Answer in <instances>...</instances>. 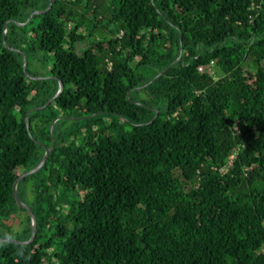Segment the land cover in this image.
Returning <instances> with one entry per match:
<instances>
[{
    "label": "trees",
    "instance_id": "16d2710c",
    "mask_svg": "<svg viewBox=\"0 0 264 264\" xmlns=\"http://www.w3.org/2000/svg\"><path fill=\"white\" fill-rule=\"evenodd\" d=\"M49 5L0 0L1 239L54 142L0 264H264V0Z\"/></svg>",
    "mask_w": 264,
    "mask_h": 264
},
{
    "label": "water",
    "instance_id": "95a60500",
    "mask_svg": "<svg viewBox=\"0 0 264 264\" xmlns=\"http://www.w3.org/2000/svg\"><path fill=\"white\" fill-rule=\"evenodd\" d=\"M52 3H53V0H50V5H49L48 9L51 8ZM48 9H47V10H48ZM47 10H46V11H47ZM46 11H36V12L30 14L29 17L27 18V21L25 22V24L28 23V21L30 20V18H31L32 16H34L35 14H42V13H45ZM25 24H23V25H21V26H24ZM4 36H5V35H4ZM4 40H5V38H4ZM10 49H11V48H10ZM12 50H13V49H12ZM26 66H27V58L24 57V72H26ZM160 74H163V72H161ZM26 76H27L29 79H38V78L31 77V76H29L28 74H26ZM62 91H63V85H62V83H61V84H60V89H59V91H58L57 94H56V95H55V96L49 101V103H50L54 98H56L58 95H60V94L62 93ZM44 107H45V106H44ZM27 116H28V115H27ZM58 118H60V117H58ZM58 118H56V119L52 122V125H51V128H50L51 139H53V133H52L53 124H54V122H55ZM53 144H54V142H52V145H51L50 148L46 149V151H45V155H44L43 159L41 160V162L39 163V165H37V166H36L34 169H32L31 171H28V172H26V173L20 175V176L16 179V181L14 182V184H13V193H14V197L16 198V200L18 201V203H19L24 209H26V210L30 213V215H31V218H32V225H33V232H32V236H31V238H30L28 241H25V242L17 241V240L10 239V238H4V239H1V238H0V241H7V242H11V243L18 244V245H27V244H30V243H32V242L34 241V239H35V237H36V234H37V231H38V222H37V218H36L35 214L33 213V211L31 210V208L19 200V197H18V194H17V185H18V183H19L23 178H25V177H27V176H29V175H31V174H34V173L38 172V171L42 168V166L45 164V162L47 161V159H48V157H49V154H50V152H51V150H52V148H53Z\"/></svg>",
    "mask_w": 264,
    "mask_h": 264
},
{
    "label": "rangeland",
    "instance_id": "374dc122",
    "mask_svg": "<svg viewBox=\"0 0 264 264\" xmlns=\"http://www.w3.org/2000/svg\"><path fill=\"white\" fill-rule=\"evenodd\" d=\"M100 15H102V16H105V17H109L110 16V11L109 10H107V11H101V13H100ZM47 77H50V76H47ZM106 119H109V118H111L110 116H104ZM23 173V171H22V168L20 167V169L18 170V175H21ZM18 212H20V211H18ZM20 226L21 224H19V223H17V226ZM16 226V225H15ZM16 226V227H17Z\"/></svg>",
    "mask_w": 264,
    "mask_h": 264
}]
</instances>
